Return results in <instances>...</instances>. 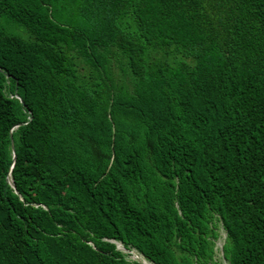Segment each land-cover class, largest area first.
Returning a JSON list of instances; mask_svg holds the SVG:
<instances>
[{"label":"trees","instance_id":"1","mask_svg":"<svg viewBox=\"0 0 264 264\" xmlns=\"http://www.w3.org/2000/svg\"><path fill=\"white\" fill-rule=\"evenodd\" d=\"M219 225L264 264V0H0V264H219Z\"/></svg>","mask_w":264,"mask_h":264},{"label":"rangeland","instance_id":"2","mask_svg":"<svg viewBox=\"0 0 264 264\" xmlns=\"http://www.w3.org/2000/svg\"><path fill=\"white\" fill-rule=\"evenodd\" d=\"M218 233H219V238L215 241V246H214V249L216 251L215 253V259L217 261V263L219 264H227L223 259H222V254H221V246H222V243H223V240H224V237H225V233L223 231V229L221 228V226L219 225L218 228ZM224 236V237H223ZM116 246L122 250V252L126 253L125 250L122 249V246L121 245H117ZM140 255L136 254L135 252H132L130 253V255L128 256V259L129 260H136V258L140 259L141 262L143 264H149L147 261H145L141 256L139 257ZM143 259V260H142Z\"/></svg>","mask_w":264,"mask_h":264},{"label":"water","instance_id":"3","mask_svg":"<svg viewBox=\"0 0 264 264\" xmlns=\"http://www.w3.org/2000/svg\"><path fill=\"white\" fill-rule=\"evenodd\" d=\"M11 149H13V146L11 145ZM9 183H10V185H12V182H11V179L9 178ZM118 250H120V251H122L121 249H119L118 247H116ZM123 249V248H122ZM123 250H125V249H123ZM126 251V250H125ZM127 252V251H126ZM133 251H131L130 253H132ZM136 260L138 261V262H140L141 264H143L142 262H141V260L140 259H138V258H136Z\"/></svg>","mask_w":264,"mask_h":264},{"label":"bare ground","instance_id":"4","mask_svg":"<svg viewBox=\"0 0 264 264\" xmlns=\"http://www.w3.org/2000/svg\"><path fill=\"white\" fill-rule=\"evenodd\" d=\"M224 237V236H223ZM117 244H120V243H117ZM122 246V245H121ZM130 255V254H129ZM140 257V256H139ZM143 260V259H142Z\"/></svg>","mask_w":264,"mask_h":264}]
</instances>
